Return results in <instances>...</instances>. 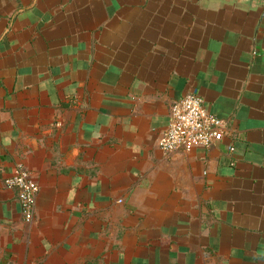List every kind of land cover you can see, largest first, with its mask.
Masks as SVG:
<instances>
[{
  "label": "crops",
  "instance_id": "0c3cea01",
  "mask_svg": "<svg viewBox=\"0 0 264 264\" xmlns=\"http://www.w3.org/2000/svg\"><path fill=\"white\" fill-rule=\"evenodd\" d=\"M189 91L225 136L166 152ZM0 264H264V5L0 0Z\"/></svg>",
  "mask_w": 264,
  "mask_h": 264
},
{
  "label": "built area",
  "instance_id": "2783aa9c",
  "mask_svg": "<svg viewBox=\"0 0 264 264\" xmlns=\"http://www.w3.org/2000/svg\"><path fill=\"white\" fill-rule=\"evenodd\" d=\"M226 121L208 109L203 96L189 91L171 104L170 121L160 138V147L166 152L190 151L194 147H210L225 136ZM230 149H234L231 145ZM10 186L18 189V197L25 220L35 215L40 185L32 171L24 163L16 164L6 177Z\"/></svg>",
  "mask_w": 264,
  "mask_h": 264
},
{
  "label": "water",
  "instance_id": "95a60500",
  "mask_svg": "<svg viewBox=\"0 0 264 264\" xmlns=\"http://www.w3.org/2000/svg\"><path fill=\"white\" fill-rule=\"evenodd\" d=\"M254 3H262L264 5V0H253Z\"/></svg>",
  "mask_w": 264,
  "mask_h": 264
}]
</instances>
